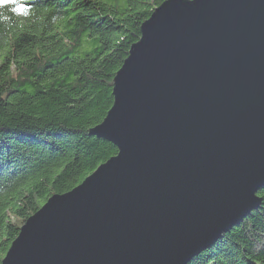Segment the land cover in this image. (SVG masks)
<instances>
[{
  "label": "water",
  "instance_id": "water-1",
  "mask_svg": "<svg viewBox=\"0 0 264 264\" xmlns=\"http://www.w3.org/2000/svg\"><path fill=\"white\" fill-rule=\"evenodd\" d=\"M90 135L117 153L20 227L0 264H188L258 208L264 0H165Z\"/></svg>",
  "mask_w": 264,
  "mask_h": 264
},
{
  "label": "trees",
  "instance_id": "trees-1",
  "mask_svg": "<svg viewBox=\"0 0 264 264\" xmlns=\"http://www.w3.org/2000/svg\"><path fill=\"white\" fill-rule=\"evenodd\" d=\"M163 1L0 0V262L49 197L117 153L89 130ZM257 194L260 206L188 264H264V187Z\"/></svg>",
  "mask_w": 264,
  "mask_h": 264
},
{
  "label": "snow or ice",
  "instance_id": "snow-or-ice-1",
  "mask_svg": "<svg viewBox=\"0 0 264 264\" xmlns=\"http://www.w3.org/2000/svg\"><path fill=\"white\" fill-rule=\"evenodd\" d=\"M19 10H20V11H25L26 9H24L23 7H21Z\"/></svg>",
  "mask_w": 264,
  "mask_h": 264
},
{
  "label": "clouds",
  "instance_id": "clouds-1",
  "mask_svg": "<svg viewBox=\"0 0 264 264\" xmlns=\"http://www.w3.org/2000/svg\"><path fill=\"white\" fill-rule=\"evenodd\" d=\"M13 11H15V9H13Z\"/></svg>",
  "mask_w": 264,
  "mask_h": 264
}]
</instances>
